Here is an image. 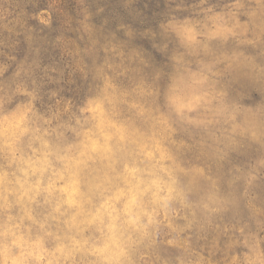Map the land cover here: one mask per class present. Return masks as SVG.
<instances>
[{
  "label": "rangeland",
  "instance_id": "1",
  "mask_svg": "<svg viewBox=\"0 0 264 264\" xmlns=\"http://www.w3.org/2000/svg\"><path fill=\"white\" fill-rule=\"evenodd\" d=\"M78 1L0 0V264H21L25 248L33 255L23 264H232L253 244L264 251V237L246 226L243 241L207 263L195 235L221 215L260 212V196L233 192L240 179L257 194L264 174V115L251 104L254 91L264 94V57L245 55L264 45V0H201L195 12L184 10L168 25L176 66L166 82L129 81L120 65L90 57V94L46 95L30 55L74 4L85 15L88 0ZM186 77L203 82L195 120L167 105L170 85ZM235 165L247 166L249 178L237 169L231 179ZM161 169L165 184L149 175ZM141 208L156 209L155 223L121 237L122 220L137 228L146 221L137 223ZM114 242L127 245L126 256H113Z\"/></svg>",
  "mask_w": 264,
  "mask_h": 264
},
{
  "label": "trees",
  "instance_id": "2",
  "mask_svg": "<svg viewBox=\"0 0 264 264\" xmlns=\"http://www.w3.org/2000/svg\"><path fill=\"white\" fill-rule=\"evenodd\" d=\"M200 1L88 0L83 8V17H78L82 10L80 4H74L70 18L59 17L52 26L53 32L43 29L38 36L40 48H37L36 54L30 55V59L37 62L33 67L36 68L37 80L48 85L43 93H60L61 96L64 94L63 96L75 100L78 97L85 98L94 89L97 80V66L92 64L90 57H97L99 64H105L106 67L111 64L120 65L122 69L118 73L125 72L122 75H126L129 81L151 84L153 79L159 77L166 82L176 66L175 38L168 25L175 18L186 14L184 10H198ZM250 39L253 40L252 37ZM22 47L24 54L27 47ZM258 51L257 54L245 55L253 59L256 56L264 57V45ZM105 54L110 57L109 63L104 61ZM259 64L264 73V63ZM252 98L251 104L259 107L264 115V94L254 91ZM254 158L250 161L253 166ZM237 169H242L249 178L247 166L235 165L231 170L234 176L231 171L227 172L231 179L236 177ZM252 175L254 173L250 172V176ZM228 182L229 180L223 185L224 192L228 190ZM258 182L259 190L256 194L247 183L236 179V191L233 192L250 198L260 196L258 216L232 219L228 215H221L206 231L195 232V235L198 234L197 239L199 238L196 252L209 260L207 263L223 259V253L230 242L235 239L243 241L239 233L246 226L254 228L251 227L254 230L251 232L247 230L252 235L258 230V238L264 237V174ZM217 241L219 243L216 245Z\"/></svg>",
  "mask_w": 264,
  "mask_h": 264
},
{
  "label": "clouds",
  "instance_id": "3",
  "mask_svg": "<svg viewBox=\"0 0 264 264\" xmlns=\"http://www.w3.org/2000/svg\"><path fill=\"white\" fill-rule=\"evenodd\" d=\"M204 99L205 94L203 91V82L192 77H186L177 79L170 85L167 95V105L169 108L178 113H183L185 111L193 113V120H195L198 114L201 112V109L204 107V105L200 103ZM100 103L103 104L104 101H101ZM149 175L156 176L159 184H165L167 181V177L163 174L162 169L153 170L149 173ZM153 183H155V181H153ZM171 199V196L164 198L165 207H167V201ZM158 203H160L159 200L154 199L151 201V204ZM155 212V208L153 209L152 214H149L148 212L144 211L143 208H141L140 213L137 215V223H139L141 215L146 217V221L143 224H139V227L137 228L135 224H131L127 220H122L121 223L116 226L118 234L123 237L125 234H134L135 232L142 230L146 231L149 226L155 223ZM128 240H131V234L128 235ZM4 247L6 253L11 252L12 245H9L7 242V234ZM126 247L127 245L123 242H114L111 252L115 258L124 257L127 254ZM32 255L33 253L30 248L23 249L19 257L21 264H23L24 260L31 258ZM232 264H264V251H258V245L253 244L250 247L249 252L242 253L239 256H234L232 258Z\"/></svg>",
  "mask_w": 264,
  "mask_h": 264
}]
</instances>
